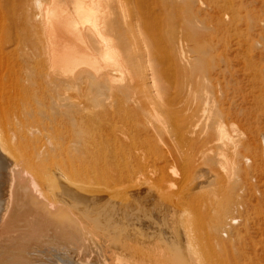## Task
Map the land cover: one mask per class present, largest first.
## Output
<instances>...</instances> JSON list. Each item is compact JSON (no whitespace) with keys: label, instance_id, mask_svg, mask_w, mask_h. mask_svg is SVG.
<instances>
[{"label":"bare ground","instance_id":"obj_1","mask_svg":"<svg viewBox=\"0 0 264 264\" xmlns=\"http://www.w3.org/2000/svg\"><path fill=\"white\" fill-rule=\"evenodd\" d=\"M21 1L23 5L21 4L20 6L23 8L25 5L24 8L26 7L27 9L29 5H32L30 3L33 2L29 0ZM36 1V4H34L38 5ZM133 2L138 6L136 10L141 12V14L138 13L140 14V18L142 19L143 16L147 22L148 26L145 29L153 28L157 33L163 31L164 33L162 32L160 39L164 42H170L166 50L157 49L156 45L154 46L157 48H154L153 44L152 46L150 45L149 50L153 49V52H151L153 53V59H155L153 61L157 62L156 58L158 57L163 65L158 70L151 63V57L149 59L145 58L150 55L149 50L142 51L138 49L141 46L139 44L141 40L137 36L139 37L142 33L141 29L140 34L136 33V37H133L136 35L134 32L132 40L124 39V43L121 40L122 46L115 47L113 44L115 41L111 38L113 45H110L107 41L106 32L108 30L115 32L119 30H116L119 26L116 27L115 25V23L118 24L117 15L115 14L114 7L113 9L111 8V4H115V1L111 3V0H68V2L61 4L58 0L51 2L52 8L48 10L50 13L47 12L51 14L49 16H51L52 25L58 27L57 29L52 28L51 41L47 40L48 44H50V47L47 44L49 48L47 51L50 50L52 57V62L48 63V65H52V67L49 66L50 68L47 70L45 67L44 70L46 71H43L46 81L55 83L54 85L58 90V93L56 92L57 95H55L60 99L62 98L64 102L67 101V106H71V109H63L61 106H66V103H58L59 106L61 105L59 108L61 114L65 112L73 114L67 118H63L61 121V139L57 143H54L53 146H45L44 148L32 151L34 155L30 157L31 160L29 158L26 160L24 157L22 159L15 153L12 154V150L14 151L18 148L17 145L21 146L20 141L17 142L16 146H11L10 143L8 144V140L4 139V141L2 139L0 134V264H127V260L123 256L125 253H122V250H119V248L110 254L111 245L108 242L109 240L112 242L111 239L113 238L110 239V235L113 236V233L119 229L120 225L123 226L122 224L126 220L124 216L126 214L119 211L121 209L112 208L116 202L114 200L116 198L117 200H122L123 193H126L121 185L122 182L124 184L123 180L126 175L124 172L115 175L114 172V174L111 173L113 169L111 171L107 167L110 165L111 160L109 156L112 153L124 152L128 142L143 135H155L160 131V126L154 122H151L148 126L142 123L143 113L147 109L151 110L148 113L151 116L153 115L156 121V117H159L162 113L161 109H159L161 110L159 115V110L153 112L152 110L157 107H149L147 106L148 104L153 103L154 105H158L157 103H159V108H165L166 113L174 114L172 129L174 135L172 134V137H175V139L172 142V147L177 162L180 161V156L183 153L190 155L187 166L189 168L194 167V171L196 170L194 177L196 180L194 183L191 182L193 189L200 185L198 178H200L199 174L203 170L200 167L201 162L207 165L220 162L222 159H225L227 154L234 160V169L240 175H249L258 168L264 169V166L257 159V144L251 145L250 143L253 142L248 136L250 143L245 139L246 134L240 130L236 121L228 116V112L224 107L226 92L225 87L222 85V79L225 78V73H223L225 71L222 70L223 65L221 61L218 58H207L205 61L204 59L202 61L198 59V61H201L198 65L196 64L191 67L184 65L183 63L185 62L182 61L185 59L181 61L183 59L181 58L183 57L180 55L181 53L178 54L181 57L175 53L176 48H178L176 42H178L179 36L176 34L175 26L180 21L172 20L173 17L171 19L167 17V21L165 19L166 22H164V19L158 15L160 14L158 0H135L131 3ZM41 3L39 2V5ZM47 5L46 7H48ZM28 10L27 12L29 13L30 11ZM13 11L14 4L11 0H0V20L2 18L6 19V16L7 18L9 16L13 23H19L22 19L20 14L22 15L23 11L20 14ZM30 13L32 14V11ZM26 16L29 18L30 15ZM33 16L38 17L37 15ZM28 20H26L27 23H30V19ZM19 24L24 25V22H20ZM180 24L184 26L183 22H180ZM20 26H18V29H20ZM143 31L144 33L142 34H146L147 31L145 32L144 27ZM181 31L182 34H180L179 42L184 44L192 36L186 35L184 37L185 34L183 30ZM55 33L58 35H55ZM57 36L60 38L59 44L56 41ZM144 36L147 38L146 41L149 42L148 39H151L150 35L149 38L146 35ZM202 39L204 38L201 36L197 38L198 41ZM119 42L118 40V45ZM152 42L154 43V41ZM22 48L24 49V47ZM182 48L184 49V46ZM121 49L126 51L125 54L123 53L122 55L123 50L120 52ZM25 50L29 51V49ZM31 51L29 52L31 53ZM29 52L28 54H30ZM2 53L3 46L0 44L1 60L3 59L1 56L4 55ZM186 55L184 57L189 56V54L188 56ZM51 57L50 59L47 58L51 60ZM246 59L243 62V67L248 71L255 96H257L256 93L263 87V84L260 85L258 83L259 77H262L258 73L254 59L251 57ZM190 61H186V63ZM201 63L203 64L202 66H200ZM172 65H176V69L180 65L182 69L181 74H183V71L185 74L181 75V78L177 75L178 79L174 82L172 81L168 88L167 97L163 98L158 81L159 76L162 74L160 71L167 76ZM123 69L128 70V73H126V70V72H123L124 75L125 73L128 74L126 75L127 77L119 74ZM24 71H27L26 67H19L17 71L11 73L10 81L0 78V105L5 104L9 107L10 110L7 112L8 119L15 120L22 117V110L20 111L19 107H15V103L23 96L20 93V84H22L23 90H27V83L33 76L31 73L30 77H28V73L24 75ZM158 74L160 75L158 76ZM85 82L90 86V90L94 91L91 96L92 105H89L88 108H78V101L75 100V95H68L70 92L67 94V90L72 87L77 91L80 85ZM35 85H37L36 82ZM83 86L85 87V85ZM11 87H15L14 93L17 97L14 95L11 96L13 98L7 96L6 91ZM66 88L67 90H65ZM153 88L156 90L153 91ZM22 92L24 93V91ZM163 94L166 95L164 92ZM52 97H54V94ZM261 100L264 102V96L261 97ZM253 106L255 107L256 105ZM86 109L88 111L85 112ZM92 109L95 110L92 111ZM164 114L162 116H165ZM96 119L99 120L93 122ZM108 120L111 122L110 125L104 123V121ZM70 128H74L75 130ZM235 136L237 138L242 136L239 145L236 144L237 139L234 138ZM19 152L21 153V151ZM27 157L29 156L27 155ZM109 167L111 168V166ZM240 178L238 179L240 180ZM127 187L126 190H129L131 186ZM137 188L136 190L139 191ZM131 190L130 192L132 193L133 190ZM125 193L124 195L126 196ZM136 193L138 194V192ZM130 196L128 195L126 198L128 199ZM134 198L136 199L137 196ZM108 201H111V204L114 202V204L109 207L107 205ZM117 202L119 204V201ZM123 203L121 201L120 204ZM133 204L135 203L133 202ZM122 206L127 205L124 204ZM123 207L122 209L124 210L125 207ZM234 219V217L231 218V220ZM129 222L127 221V223ZM125 224L123 227L129 226H125ZM133 224L135 226H132L135 228L136 225L138 226L136 222ZM227 225L223 224L222 232H227ZM166 227L162 232H165ZM135 228L131 229L136 230L135 232L137 233L134 232V234L137 237L141 227L139 228L138 226L139 231ZM122 229L125 230L124 228ZM119 231L122 232L121 230ZM141 231L143 233V229ZM129 232L131 233L132 231ZM154 235L157 236V234ZM162 235L167 236L168 234ZM121 236L123 237V234ZM123 238L120 239L125 240ZM125 238L126 241L130 240L129 242L134 239ZM166 240H168V237L164 241L166 242ZM121 243L123 248L121 247L120 249L124 250V246L127 244L125 241L126 245L123 241ZM188 245L190 247V244ZM128 250H130V247ZM136 252L138 256V251L136 250ZM138 258L140 259V257L136 259Z\"/></svg>","mask_w":264,"mask_h":264},{"label":"rangeland","instance_id":"obj_2","mask_svg":"<svg viewBox=\"0 0 264 264\" xmlns=\"http://www.w3.org/2000/svg\"><path fill=\"white\" fill-rule=\"evenodd\" d=\"M29 1H33L30 3L33 6L29 5L28 10L26 7L24 8L25 5L23 8L20 6L22 4L21 0H11L14 4V13L20 14L23 11V14H20V16H22L20 22H24V25H22L23 23L19 24L20 22L13 23L9 16L8 18L6 16V19L2 18L0 20V44L3 46L2 54H4L1 56L3 59L1 60L0 58V65H2L0 66V74L3 76L2 78L0 75V78L5 81H10L11 73L17 71L19 67H26L27 71H24V75L27 73L29 75L28 77L31 76L30 73L33 75V80L30 78L31 80L29 79L27 83V90H23V86L20 84L19 89H21L20 93L23 94V98L21 97L17 101L18 103H15V107H19L20 111L22 110L21 118H16L15 120L8 119L7 112L10 110L9 107L5 104L0 105V134L2 139L8 140L7 142L8 144L10 143L11 146H16L17 142L20 141L21 146L17 145L18 148L14 151L12 150V154L15 153L20 158L23 159L24 157L26 160L28 158L31 160L30 157L34 155L32 151L44 148L45 146H53L54 143H57L61 139L62 132L60 129L62 126V119L73 114L71 112L61 114L59 109L61 105L59 106L58 103L62 104L64 100L56 96L58 90L54 85L55 83L53 84L48 80L47 82L44 75V71L52 67V65H48V63L50 64L52 62V57L50 50L47 51L50 45L48 43L51 41L50 36L52 35V28L57 29L58 27L52 25L51 16H49L51 14H49L50 11H48L52 8L51 2L53 0H37L36 2L38 5H35V0ZM58 1L60 4L68 2V0ZM112 1H115V4ZM132 1L135 0H111V3H113H110L112 6L111 8L113 9L114 7L115 14L117 15V22L119 24L115 23L116 27L119 26L116 30L119 29L120 31L118 30L115 32L108 30L106 32V39L109 44H114L115 47L122 46L124 39L132 40L133 37L137 36L136 33L140 34L141 30L142 33H144V27L145 32L147 31L144 35L148 38L150 35V40L154 41V43H151L149 39V42H147V38L141 33L139 37L137 36V38L141 40V43H139L141 46L138 47V49L148 51L153 44V46L156 45L158 47L154 46V48L166 50L170 42H164L160 39V35L163 31L157 33L153 28L145 29L148 26L147 22L143 16V20L140 18L141 12L136 10L138 6L134 4L135 2L131 3ZM39 2L42 3L39 5ZM71 4L73 5L72 2ZM158 4V10L160 12L158 15L160 18L164 19V22H166L168 18L171 19L173 17L172 20L175 19L184 23L185 27L182 26L180 22L175 26L176 34L179 35L177 39L178 42H176L178 48H176L175 53L177 56H183L180 57L183 58L181 61L185 59L182 61L185 62L183 63L184 65L188 67L196 64L198 65L199 62L203 59L205 61L207 58H218L221 61L223 65L222 70L225 71L223 72L225 73V78L222 79V85L225 87V97H227L226 99L224 97V107L228 112V116L235 120L240 130L246 134L245 139L249 143L251 139L253 142L250 143L251 145L257 144V159L259 163L264 166V102L261 100V97L264 96V0H158ZM46 5L48 7H46ZM131 8L134 10L132 11ZM20 10L22 11L20 12ZM27 10L30 12L32 11V14L30 12L28 13ZM24 11L27 12V14H25ZM169 12L173 15H170ZM26 15H30L31 17L29 16V18H27ZM33 15H37L39 18ZM235 17L237 18L235 19ZM45 18L49 19L46 21ZM28 19H30V23H27V21H29ZM32 20H34V22H32ZM18 26H20V29H23H18ZM133 28L137 32L134 31ZM168 30H170V28H168ZM181 30H183L185 34L184 37L186 35L192 36V38L190 37L184 44L179 42L180 34H182ZM134 32L136 35H134ZM57 33H55V35H58ZM198 36L204 39L198 41ZM110 38L113 39L115 43L117 42V44H112L113 41ZM47 40L49 42H47ZM118 40L121 42H119V45ZM56 41L57 44L60 43L59 36L56 37ZM25 45L29 46L26 47ZM181 45L184 46V49ZM22 47H24V49ZM25 49H29V51L32 49V51L30 53ZM122 50L123 49H121L120 52ZM151 51L153 52L152 48ZM151 51L149 50L150 55L145 58L149 59V57H151V63H153L158 70L162 68L163 65L158 57L156 58L157 62L159 60L158 63L153 61L155 59H153V53ZM28 52L30 54H28ZM125 52L126 51L123 50L122 55L123 53L125 54ZM48 54H50L51 60H49L50 57ZM185 54H187L186 56L189 54V56L184 57ZM250 57L254 59L258 73L262 77H259L258 83L260 85L263 84V87L256 93L257 96H255L248 71L243 67L244 60ZM198 59L201 61H198ZM186 61L190 62L186 63ZM202 65L201 63L200 66ZM45 67L46 70H44ZM125 70L126 69H123L119 74L123 76ZM181 70L180 65L177 66V69L176 65H172L167 76H165L162 71H160V73H162L161 76L158 74V81L163 98L167 97L168 88L172 81L174 82L178 79L177 75L181 78V75L185 74L184 71L183 74H181ZM126 71L125 72L128 73V70ZM126 73L123 77L128 75ZM33 81H35L37 85H35ZM32 85L35 86L33 87ZM81 85L77 91L72 87H67L68 90L67 88L65 90L68 91L67 94L70 92L68 95H75V100L78 101V108H88L89 105H92L91 96L94 91L92 89L90 90V86L87 85V82ZM83 85H85V87ZM40 87L42 88L40 89ZM82 89L85 90L82 91ZM155 90L156 89L153 88V91ZM22 91H24V93ZM14 92L15 87H11L6 91L9 97L12 95L16 96ZM163 92L166 93V95H164ZM31 93L33 94L31 95ZM53 94L54 97H52ZM141 94H143V92H141ZM66 102L67 101H65L64 104ZM155 102L157 103V101ZM157 104L158 105H154L152 103L147 106L158 108H154L152 110L153 112H157L159 109L162 110V113L161 110H159L160 112L158 115L161 113L160 116L156 117L158 122L154 119L153 115H149L148 111L151 110L147 109L145 113H143L142 123L148 126L151 122H154L156 125L158 124L160 126V131L155 135H143L139 137L141 138L140 140L139 138H134L131 142L126 144V150L124 152L116 154L111 152L112 154L109 156L111 160L107 168L111 171L113 169L111 173L114 172L115 175L121 172L125 173L126 177L123 180L124 184L123 182L122 184L120 182V184L124 188V191H126V193L124 192L126 196H132V198L130 196L127 199L123 193L121 197L123 198L122 200H117V198L114 200L113 198L114 201H119V204L115 202L116 206L113 205L114 202L111 204L113 200L107 202L109 207L113 205L112 208L121 209L119 211L125 213L127 215H124L126 220L130 221L129 223H127L126 220L124 222L122 221L124 224L126 223L125 226H129L125 228L123 227L124 224H122L123 226L120 225L121 227H118L119 229L113 233V236L110 235L109 238H113L111 239L112 242H110V240L108 241L109 245H111L110 254L112 251L119 248V250H122V253H125L123 256L125 260H127V262L125 261L127 264H130L132 260L134 261H132L131 264H172V262H174L173 264H264V169L258 168L249 175H240L234 169V160L227 154L225 159H222L220 162H215L213 164L209 163L210 165L206 163L202 164L201 162L200 167H202L203 170L199 174L200 178H198L200 185L193 189V184H191V182L194 183L196 180L194 179L196 170L194 171V167L189 168L187 166L190 155L183 153V155L180 156V161L177 162L172 147V142L175 139V137H172L174 135L172 133L174 114L172 115V113L170 114L169 112H167L169 113L167 114L165 111L166 109L159 108L160 105L159 103ZM65 105L66 106L63 107L61 106V108L71 109L70 105L67 106V103ZM253 105L256 106L254 107ZM94 110L95 109H92V111ZM86 111L88 110L86 109L85 112ZM163 114L165 116H162ZM97 120L99 119L93 122H97ZM104 123L107 125L111 124L109 120L104 121ZM234 138L237 139L236 144L239 145L242 136L240 138L235 136ZM19 151H21V153ZM27 155L29 157H27ZM128 156L131 158L128 159ZM109 166H111V168ZM238 178H240V180ZM126 187H130V189L126 190ZM132 187H138L137 189H139V191ZM131 189L133 190L132 193L130 192ZM136 192H138V194ZM134 195L137 196L136 199ZM121 201L123 204H120ZM133 202L135 204H133ZM124 204L127 205L124 206L125 209L127 208L129 211L127 209H122V205ZM117 205H120L121 208ZM134 206L135 208H133ZM137 206L140 207L138 208ZM232 217L235 219L231 220ZM135 222L138 224L139 228L141 227L140 229L137 225L136 228L134 227L135 225L133 223ZM223 224H228L226 227L227 232H222V228L224 227ZM164 226H167L165 232L169 236L162 235L166 234L162 232L165 228ZM129 227L137 230L139 229L140 231L143 229V233L138 230L139 235L137 234V237H141L142 239L139 238L138 240L134 234L136 230L133 229V231ZM129 231H132L131 233L133 234ZM159 233L166 238L162 237ZM121 234H123L124 238L122 236L120 237ZM154 234H157V236ZM132 235H134L136 239L134 236L132 237ZM129 236L131 237L129 238ZM125 237H127V239H134H131L132 241L129 242L130 240L126 241ZM167 237L168 240L165 242L164 240L167 239ZM120 238L125 240H121ZM119 241H123V243L125 241L127 244L124 243L126 245L124 246V250L120 249L122 243ZM188 244H190V247ZM126 247L128 248L126 249ZM129 247L130 250H128ZM133 250H135V252H133ZM136 250L138 251V256ZM131 251L135 255H132ZM131 255L132 257H130ZM137 257H140L142 260L139 258L136 259Z\"/></svg>","mask_w":264,"mask_h":264}]
</instances>
